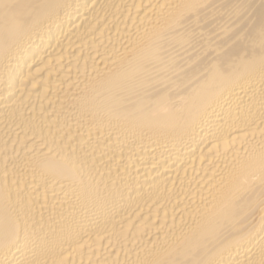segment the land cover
Masks as SVG:
<instances>
[{"label": "bare ground", "instance_id": "bare-ground-1", "mask_svg": "<svg viewBox=\"0 0 264 264\" xmlns=\"http://www.w3.org/2000/svg\"><path fill=\"white\" fill-rule=\"evenodd\" d=\"M0 264H264V0H0Z\"/></svg>", "mask_w": 264, "mask_h": 264}]
</instances>
